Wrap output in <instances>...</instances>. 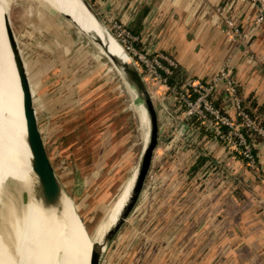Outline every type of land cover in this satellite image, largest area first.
<instances>
[{"label": "rangeland", "instance_id": "rangeland-1", "mask_svg": "<svg viewBox=\"0 0 264 264\" xmlns=\"http://www.w3.org/2000/svg\"><path fill=\"white\" fill-rule=\"evenodd\" d=\"M4 2L6 6L2 14L7 11L9 27L23 66L25 60L31 64L38 60H48L50 45L43 52L37 44H40V48H46L47 38L44 33L47 31L43 26L46 19H57L58 22L64 23L66 30L64 28L63 32L73 33L83 46L84 57L80 56L75 63L71 60L69 67L71 71H76L77 63H82L81 69L87 76L86 94L81 96L79 102V114L84 122L82 119L81 125L75 124L73 116L66 108L69 104H64L63 117H61V111L56 116H52V118L63 119L64 126L60 127L56 133L55 131L51 133L48 129L49 132L42 136L48 160L63 188V193L71 200L87 235L92 237L110 208L126 198L129 181L134 175L143 149V131L139 127L138 120L140 114L144 116L143 109L142 107L138 109L137 105L141 106V104L137 98L131 97L130 88L127 84L125 85L121 70L120 76L107 54L99 52L98 46L104 51L106 48L100 45L99 39H95L89 30V35L76 31L71 23L67 20V23L64 22L61 15L40 0H4ZM74 13L79 16L75 9ZM101 23L108 34L114 38L115 33L112 27L105 25L102 21ZM0 26L2 30L1 19ZM234 35L235 33L230 32V37L237 42L238 38ZM2 39L5 44L4 34ZM1 43L2 40L0 41V73L5 72ZM107 52L112 56L110 51ZM130 63L148 94H151L152 86L146 81L141 66L134 59L130 60ZM94 86L97 88L102 86V90L95 91L92 88ZM66 87V85L62 86L61 92L64 95L67 92ZM105 87L107 90H103ZM164 93L165 95L168 93L166 89ZM64 95L59 94L60 97ZM32 96L34 98L33 94ZM95 101L102 102L95 104ZM157 101L151 99L157 119V140L150 167L133 209L110 244L100 253L98 264L135 263L136 260L133 261V256L128 252L134 247L143 249L149 243L147 238L149 218L156 219L166 214L179 213L181 216L191 214L190 202L200 205L197 214L204 213L205 206L210 216H222L230 211H236L229 214L227 218L229 221H226L235 233H238L237 210L242 208L245 201L253 208L259 204L264 207V199L259 197L258 191L250 187L251 183L254 184L250 177H258L261 169L257 162V150L264 144L260 140L254 139L253 143L256 163L248 165L235 149V139L232 136L229 138L225 136L226 131L218 130L220 133L215 137L213 125L207 127L199 123L197 126L194 122L200 121L196 117L183 119V108L170 99V94L167 99ZM114 102L116 105L111 106L113 110L109 116L102 117L100 120L102 122L100 127L89 126V120L92 117L93 121V115L102 114L104 107ZM215 106L217 107L218 103ZM101 111L103 112L100 113ZM126 124H128L127 131H125ZM43 128V124H40L41 132ZM53 128L59 129V127ZM109 131L113 133V140L110 138ZM222 133L223 138L220 137ZM210 140L216 142L217 148L226 157L224 161L211 158L213 153L209 152L212 143ZM199 156L205 158V163L191 174L189 168ZM87 164L92 166L91 172L97 189L91 190L87 187L83 193L80 192L82 195L77 197L71 183L75 177L82 179L83 176H89L85 174L88 171V168H85ZM71 167H75L76 171ZM14 186L17 187L18 183L15 182ZM8 193L12 201L16 202L19 198L10 188Z\"/></svg>", "mask_w": 264, "mask_h": 264}, {"label": "crops", "instance_id": "crops-1", "mask_svg": "<svg viewBox=\"0 0 264 264\" xmlns=\"http://www.w3.org/2000/svg\"><path fill=\"white\" fill-rule=\"evenodd\" d=\"M85 1L105 25L111 27L112 23H117L136 36L138 42L135 46L139 50L169 55L176 62L182 79L211 81L218 69L226 64L238 87L240 99L255 116L264 121V19L259 24L253 23L255 8L248 0ZM226 21H231L245 35V39L236 42L231 38ZM43 26L47 31L44 33L47 38L46 48H40V44H37L43 52L50 45L48 60L37 59L34 64L25 60L24 69L31 95H34L31 99L38 129L40 124L44 126V130L41 132L39 129V132L46 152L42 135L49 132L48 129L56 133L64 126L63 119L52 116L61 111L63 117L66 104H69L66 108L75 124H82L79 102L81 96L86 94L87 76L81 69L82 63H77L76 71H71L69 67L71 60L75 63L77 58L84 57L83 46L78 38L73 33H64V23L57 19H46ZM63 85L67 86L65 95L61 92ZM94 87L95 91L102 90V86ZM151 89L149 94L153 101L169 97L168 93L165 95L163 87L153 86ZM59 94L64 96L60 97ZM100 102L95 101V104ZM115 105L116 102L108 104L104 112H100L102 114L93 115L89 126L100 127L102 117H108L113 110L111 106ZM109 132L113 140V133ZM212 143L209 149L213 153L211 158L224 161L226 157L217 148L216 142ZM257 152V162L261 169L258 177H250L254 181L250 187L264 199V146H260ZM91 167L90 164L85 167L88 168L85 174L90 177L83 176L80 179L82 193L87 187L97 189ZM71 168L76 171L75 167ZM71 187L77 194L74 180ZM82 193H78L77 197ZM70 204L73 207L71 201ZM189 205L192 206L191 212L195 213L184 216L179 213L166 214L156 219L148 217L149 243L143 249L131 248L128 254L133 256V261L136 260L133 264H264L262 205L253 208L245 201L242 208H238V233L233 232L226 222L229 221V214L236 211L222 216H210L205 205L202 214L196 213L200 205L194 202Z\"/></svg>", "mask_w": 264, "mask_h": 264}, {"label": "bare ground", "instance_id": "bare-ground-1", "mask_svg": "<svg viewBox=\"0 0 264 264\" xmlns=\"http://www.w3.org/2000/svg\"><path fill=\"white\" fill-rule=\"evenodd\" d=\"M40 2L61 16H69L76 24V31L85 35L91 32L95 39H99L100 45L112 53L113 58L131 64L117 41L97 26L78 0ZM5 6L4 0H0L3 28L1 30L0 26V37L3 44L2 61L6 72L0 73V264H87L91 244L100 243L125 200L121 199L110 208L92 237L87 235L67 196L61 195L53 208L46 205L28 163L29 153L24 143L27 130L23 121L21 94L10 46L5 36L3 17L7 11L2 14ZM74 9L79 16L74 13ZM3 34L6 45L3 43ZM98 49L101 54L110 55L99 46ZM116 69L121 76L120 69ZM130 93L131 97L135 98L131 89ZM137 107L140 109L142 106ZM142 116L140 114L138 120L143 131V148L148 124L145 112ZM133 177L129 181L126 197ZM15 182L18 183L17 187L14 186ZM9 188L18 195L16 202L10 198Z\"/></svg>", "mask_w": 264, "mask_h": 264}, {"label": "built area", "instance_id": "built-area-1", "mask_svg": "<svg viewBox=\"0 0 264 264\" xmlns=\"http://www.w3.org/2000/svg\"><path fill=\"white\" fill-rule=\"evenodd\" d=\"M248 1L255 8L253 23H261L264 19V0ZM226 26L232 34L235 33L237 41L245 39V35L232 23L226 21ZM111 27L115 33V40L129 59H134L141 66L146 81L152 87L166 89L170 99L183 108V119L196 117L204 126L213 125L215 137L220 133L218 130L226 131L225 136L228 138L232 136L235 139V149L238 150L242 160L248 165L256 163L253 143L254 139H258L264 144V126L244 110L237 85L226 64L218 69L211 81L206 82L196 78L182 79L179 77L176 62L169 55L141 51L135 46L138 42L136 36L117 23H112ZM170 78L175 82L168 85L167 81ZM220 137L223 138V133Z\"/></svg>", "mask_w": 264, "mask_h": 264}, {"label": "water", "instance_id": "water-1", "mask_svg": "<svg viewBox=\"0 0 264 264\" xmlns=\"http://www.w3.org/2000/svg\"><path fill=\"white\" fill-rule=\"evenodd\" d=\"M78 2L95 21L97 26L101 28L102 31H106L103 24L101 23V20L90 7V5L85 0H78ZM62 17L76 28V24L69 16L62 15ZM3 21L5 25V36L10 46L12 62L15 69V74L17 76L19 91L21 94L22 115L27 130V137L24 140V143L29 153V167L40 187L43 200L45 201L48 208H53L57 205L60 196L64 195L63 188L60 185L50 165L43 146V142L35 118V112L32 106L31 92L29 89L27 76L25 73L23 62L19 56L17 44L11 33L6 15L5 17H3ZM105 52H107V49H105ZM107 57L115 67L121 70L125 83L129 86L131 91L135 94V98L138 99L139 103L143 107L145 116L147 118L148 128L146 141L141 151L138 165L134 171V177L127 197L118 210L113 224L104 233L100 243L91 244L88 253L87 264H98L100 253L104 250L105 247L110 244L115 234L121 228L125 219L133 209L143 185V181L150 167L152 152L156 147L157 140L156 114L153 109L150 96L146 88L141 83V79L139 78L138 74L133 68H131L129 64L122 63L121 61H118L108 54ZM74 187L77 194L81 192L82 184L81 180L78 179V177L74 178Z\"/></svg>", "mask_w": 264, "mask_h": 264}, {"label": "trees", "instance_id": "trees-1", "mask_svg": "<svg viewBox=\"0 0 264 264\" xmlns=\"http://www.w3.org/2000/svg\"><path fill=\"white\" fill-rule=\"evenodd\" d=\"M173 82H175L172 78L168 79L167 83L168 85H171ZM238 91V90H237ZM242 106L244 107V110L248 113V115L251 118H255L260 125L264 126V121L260 120L257 116H255L244 104V102L242 101ZM195 121V120H194ZM200 122L195 121L194 124L199 126ZM258 140V139H257ZM205 163V158L203 156H199L197 157V159L195 160V162L190 166L189 168V172L191 174H193L195 171H197L200 167H202V165Z\"/></svg>", "mask_w": 264, "mask_h": 264}]
</instances>
